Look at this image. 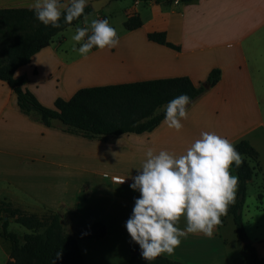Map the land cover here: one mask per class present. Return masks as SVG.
<instances>
[{"label": "crops", "instance_id": "crops-1", "mask_svg": "<svg viewBox=\"0 0 264 264\" xmlns=\"http://www.w3.org/2000/svg\"><path fill=\"white\" fill-rule=\"evenodd\" d=\"M32 2L0 0V8H30ZM140 2L149 4V13L143 15V8L136 7ZM133 4L125 11L126 18L138 14L142 25L117 32V48H93L87 58L73 51L80 45L67 44L66 32L83 26L82 17L33 54L15 76L40 103L53 107L56 98L68 99L83 87L175 76L199 84L211 69L219 68L218 82L188 105L180 131L168 128L162 119L151 131L90 139L71 132L58 119L47 126L37 114L23 113L14 91L0 80V201L38 215L71 210L70 223L75 226L101 222L106 232L95 242L114 243L116 249L105 259L92 251L86 255L82 243L90 239L80 238L85 264H128L131 237L125 225L140 196L130 187L131 177L138 174L149 147L179 156L202 132H215L233 145L246 139L255 147L258 167L251 181L262 170L264 0H180L179 4L133 0ZM154 31H164L166 40L179 49L148 39ZM223 217L212 238L189 234L174 254L163 255L198 258L214 253L217 264H243L248 252L240 242L244 252L232 256L221 229ZM178 227L186 228L184 217ZM249 239L256 249L262 243V237Z\"/></svg>", "mask_w": 264, "mask_h": 264}, {"label": "trees", "instance_id": "trees-1", "mask_svg": "<svg viewBox=\"0 0 264 264\" xmlns=\"http://www.w3.org/2000/svg\"><path fill=\"white\" fill-rule=\"evenodd\" d=\"M90 11L92 8L89 4L85 8V14ZM81 19L82 17L72 24H66L62 17L61 27L53 28L39 22L31 8H0V80L5 81L14 91L17 105L23 113L37 114L40 122L47 126L51 125L53 119H58L71 132L90 139L151 131L164 119V106L170 100L186 94L193 102L220 78V69L213 68L199 84L193 83L187 76H175L83 87L68 99L56 98L53 107L45 106L23 86V80L15 76V71L28 63L33 54L49 45L57 33L77 24ZM141 25L142 20L138 14L128 16L123 22L126 30H133ZM147 37L154 42L179 49L166 40L164 31L149 32ZM234 146L245 159L239 168L235 165L231 168L235 176H238L239 183L235 202L229 205L227 214L231 215L235 232L248 252L243 264H264V256H259L248 238L242 219L247 184L256 173L247 157L256 159L258 152L246 139L239 140ZM261 197L259 194V198ZM0 211L3 212L0 236L10 243L9 260L6 264H53L58 251H62L63 255L56 264H85L78 239H99L106 232L101 222L76 226L74 232H68L64 229L60 212L48 211L38 215L22 211L4 200L0 201ZM68 212L72 214L71 210ZM6 217L13 218L14 222L29 231L22 236L9 231ZM129 250L128 264H183L165 255L146 261L139 245L132 239Z\"/></svg>", "mask_w": 264, "mask_h": 264}, {"label": "clouds", "instance_id": "clouds-1", "mask_svg": "<svg viewBox=\"0 0 264 264\" xmlns=\"http://www.w3.org/2000/svg\"><path fill=\"white\" fill-rule=\"evenodd\" d=\"M88 6L89 0H33L30 8L46 27H61L62 17L66 24L83 17V26H76L72 36L80 46L74 45L73 51L87 58L93 48L110 50L120 43L107 19H89L85 14ZM190 103L186 94L170 100L164 106L162 123L180 131L182 121L188 118ZM145 157L138 174L131 177L130 187L140 196L125 226L132 241L139 245L143 259L150 262L162 254H174L182 238L189 234L212 238L221 217L235 202L239 178L230 170L233 165L239 168L245 158L231 141L215 132H202L179 156L149 147ZM181 217L186 220L183 230L178 227ZM62 255L58 251L53 264Z\"/></svg>", "mask_w": 264, "mask_h": 264}, {"label": "rangeland", "instance_id": "rangeland-1", "mask_svg": "<svg viewBox=\"0 0 264 264\" xmlns=\"http://www.w3.org/2000/svg\"><path fill=\"white\" fill-rule=\"evenodd\" d=\"M90 1L91 0H89V4ZM156 1L158 3L163 2L164 4H168L171 3L173 0H156ZM181 1H187V0H181ZM133 7H134L133 0H111L107 4H105L101 9L97 11L94 10L90 11L87 13V15H89L90 20L107 19L110 25L113 28H115L117 32H122L125 29L123 26V22L126 19L125 11ZM136 7L143 8L142 10L143 15L149 13V11L151 10L149 8V4L145 2H140L139 4H136ZM156 18L157 19L160 18L158 17V14H156ZM80 25L81 23L79 24V26ZM74 30L75 29L70 28L66 32V43L69 45L76 43L75 41L72 40V36L75 34ZM260 99H261L260 101H261L262 112L264 115V95H260ZM263 137H260V144H259L262 170H260L259 173L255 176V180L248 182L247 194L242 209L243 223H244V227L246 228L245 231L248 238L262 237V243L256 245L258 247L257 252L260 256H264V139ZM248 160L250 164L254 166V168L258 167L257 158L256 159L248 158ZM230 171L232 174L233 173L232 169ZM259 194L262 195V199L259 198ZM45 213H46L45 211L39 212L40 215H43ZM60 214L62 215V220H63L62 223L64 229L68 232H74L76 226L70 223V212H68L67 209H63ZM2 216H3V212L0 211V231L2 229L1 227ZM6 219H8L9 221L7 227L9 231L15 232L19 236H22V234L29 231L24 226L14 222L13 218L6 217ZM223 219H224L223 221L224 223L221 229L223 235L227 237V240L229 241V245L231 246L230 252L232 256L234 255L235 257L240 256L244 251L240 245L241 240L239 239V237L235 232V227L232 221V217L230 214H226L225 218L223 217ZM89 239L90 240H87L88 242L82 243L84 249L83 251L86 253V255L87 252L92 251L96 254L98 253L97 255L100 258L105 259V257L107 256L106 255L107 252L115 251L116 249L114 243L112 244L106 242L97 243L95 241L98 239L95 238H89ZM9 251H10L9 240L0 236V264H6L7 260H9ZM203 256L204 257H198V258H189V257L173 258L170 256L167 257L177 260L183 264H217V262L219 261L218 255L214 253L203 254Z\"/></svg>", "mask_w": 264, "mask_h": 264}, {"label": "water", "instance_id": "water-1", "mask_svg": "<svg viewBox=\"0 0 264 264\" xmlns=\"http://www.w3.org/2000/svg\"><path fill=\"white\" fill-rule=\"evenodd\" d=\"M109 1L110 0H91L90 5H91L92 10L97 11L101 9Z\"/></svg>", "mask_w": 264, "mask_h": 264}]
</instances>
